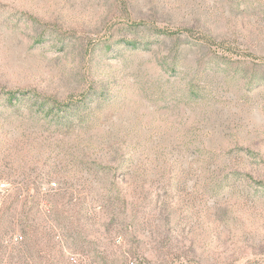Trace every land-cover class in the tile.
<instances>
[{
	"label": "rangeland",
	"instance_id": "rangeland-1",
	"mask_svg": "<svg viewBox=\"0 0 264 264\" xmlns=\"http://www.w3.org/2000/svg\"><path fill=\"white\" fill-rule=\"evenodd\" d=\"M1 183L0 264H264V0H0Z\"/></svg>",
	"mask_w": 264,
	"mask_h": 264
},
{
	"label": "built area",
	"instance_id": "built-area-1",
	"mask_svg": "<svg viewBox=\"0 0 264 264\" xmlns=\"http://www.w3.org/2000/svg\"><path fill=\"white\" fill-rule=\"evenodd\" d=\"M56 187V184H52ZM8 190V185L6 183L0 184V191L6 192ZM59 239V238H58ZM24 242V238L21 235H15L10 239V243L16 247L20 246ZM64 255L69 264H90L89 261L78 253L64 249ZM28 264H33L29 259H26Z\"/></svg>",
	"mask_w": 264,
	"mask_h": 264
}]
</instances>
